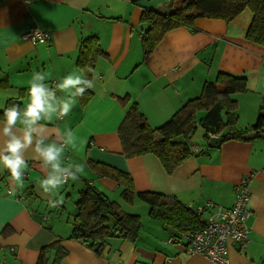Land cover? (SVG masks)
I'll use <instances>...</instances> for the list:
<instances>
[{
	"label": "crops",
	"instance_id": "0c3cea01",
	"mask_svg": "<svg viewBox=\"0 0 264 264\" xmlns=\"http://www.w3.org/2000/svg\"><path fill=\"white\" fill-rule=\"evenodd\" d=\"M158 1L0 0V148L12 136L23 143L27 133L32 140L20 152L27 164L22 187L12 183L10 173L0 164V264H36L40 248L57 239L66 255L56 264H217L199 253L184 252V245L181 249L169 244L160 222L149 219L147 206L136 198L129 204L134 209L123 206L121 183L106 175L111 170L123 171L134 179L136 191L172 195L195 207L206 228L219 208H231L239 184L247 178L250 214L245 224L249 232L241 245L226 236L228 264H264L263 139L230 140L219 148H206L207 144L195 141L200 142L195 145L199 153L189 154L170 172L151 153L129 157L122 151L118 127L132 102L151 128L159 127L184 103L198 97L205 83L215 82L219 72L247 80L244 92L230 96L237 106V129L249 128L260 114L264 47L245 37L252 12L245 9L231 22L198 18L192 30L182 27L165 33L144 60L140 17L143 8H158ZM33 25L50 33L46 44L21 39ZM89 35L98 37L104 51L92 68L91 98L83 103L80 96L75 97L74 107L63 118L58 119L57 112L51 113L50 121L42 116L34 124L22 123L34 73L45 75L50 87L70 74L84 77L77 65L78 48L79 41ZM55 94L59 99L69 98L68 92L59 89ZM14 104L20 106V115L10 135H5L4 111ZM203 114L200 109L196 112L197 122ZM69 130L76 146L69 145L61 153V167L83 164L85 171L77 181L64 184L57 196H50L39 184L51 172V165L43 166L35 145L39 141L43 149L54 141L59 146ZM202 134L205 139L203 130ZM160 136L153 134L156 141ZM174 140L186 143L188 149L194 142H186L183 136ZM85 184L108 200L109 194H116L111 201L122 212L138 215L148 223L135 243L112 237L94 251L71 238L76 201ZM11 188H16L14 195H9ZM56 199L62 202L51 207L49 201ZM50 255L52 264L54 252Z\"/></svg>",
	"mask_w": 264,
	"mask_h": 264
},
{
	"label": "trees",
	"instance_id": "16d2710c",
	"mask_svg": "<svg viewBox=\"0 0 264 264\" xmlns=\"http://www.w3.org/2000/svg\"><path fill=\"white\" fill-rule=\"evenodd\" d=\"M177 1L179 2L175 3ZM245 9L252 12V20L245 37L258 47H264V0H171L158 8H143L140 17L143 30L141 41L143 58L146 60L149 57L167 32L182 27L192 30L198 18L231 22ZM78 54L77 65L83 71L84 78L90 80L96 60L104 56L98 37L89 35L82 38L79 41ZM246 89L245 77L219 72L215 82L205 83L198 97L188 100L169 120L156 128H151L147 124L136 103L132 102L118 127L123 153L129 157L151 153L157 156L165 169L170 172L189 154L192 155L186 143L177 142L174 138L177 136L186 138L199 124L205 128L206 142L217 134L223 138V142L248 141L242 139L244 134L264 132V97L256 121L249 128L238 130L235 112L237 106L230 96L244 92ZM91 95L90 90L87 89L84 95L80 96L82 102H87ZM199 109L203 110L204 114L197 122L195 115ZM155 132L161 135L160 141L153 138ZM190 146L195 147L194 144ZM206 147L210 148L208 145ZM111 171L106 175L121 183L122 199L128 204L133 203L135 198L145 203L149 219L160 222L163 233L169 238V244L180 245L181 249H183L181 245H184L186 252V245L190 242L186 237L193 239V235L206 229L202 216L196 214V210L175 196L153 191H136L133 180L128 174L120 170ZM75 211L71 238L80 240L94 251H98L112 237L134 243L139 237L138 233L142 227L141 218L135 214L122 212L115 202L109 201L91 185L85 184L80 189ZM246 241L247 239L236 240L235 245H241ZM60 242L61 240L57 239L41 247L36 264H49L51 252H54L52 264L65 257L66 251L60 246Z\"/></svg>",
	"mask_w": 264,
	"mask_h": 264
},
{
	"label": "clouds",
	"instance_id": "9594fccd",
	"mask_svg": "<svg viewBox=\"0 0 264 264\" xmlns=\"http://www.w3.org/2000/svg\"><path fill=\"white\" fill-rule=\"evenodd\" d=\"M45 75L37 72L33 74L28 89L29 102L23 109L24 120L22 123L34 124L43 117L46 120H51V113H57L58 119L69 114L75 104V97L83 96L87 89L94 87L91 80L85 79L83 75L74 76L70 74L65 76L62 82L56 83L54 86H49L45 83ZM41 81L43 83H37ZM83 84V87H77ZM59 89L62 92H68V99H59L55 94V90ZM75 89V91H73ZM55 101V103L53 102ZM20 106L12 105L4 111L3 131L5 135H10V130L17 124L18 116L20 115ZM67 139L57 146L56 142H50L47 148H40V142L35 145V152L38 158L42 161L43 166L51 165V172H48L46 178L40 181L39 187L43 193L50 196H57L59 189L69 180L75 182L80 178L85 171L83 164H73L61 167V153L65 152L67 146L75 147V139L71 130L67 132ZM32 144L29 134L23 136L21 140L12 136L7 140L3 147L0 148V164L8 170L11 176L12 183L16 187H22L24 172L27 168L25 158H22L20 152L22 149H27ZM7 152L8 155L3 153ZM16 188H11L9 195H14ZM62 201L56 199L50 200L51 207L58 206Z\"/></svg>",
	"mask_w": 264,
	"mask_h": 264
},
{
	"label": "built area",
	"instance_id": "2783aa9c",
	"mask_svg": "<svg viewBox=\"0 0 264 264\" xmlns=\"http://www.w3.org/2000/svg\"><path fill=\"white\" fill-rule=\"evenodd\" d=\"M21 38L29 39L33 43L46 44L50 39V34L33 25L30 31L24 33ZM190 151L192 154H196L199 153L200 149L195 146L191 147ZM248 183L249 180L243 178L238 186L237 198H235L231 208H226V210L219 208L217 211L219 214L217 216L213 215L211 224L204 231L193 235V239L186 237V240L190 241L186 245V250L192 253H199L213 263L228 264V250L225 244L226 236L232 237L235 241H241L246 239L245 237L249 232L245 224L250 214L248 194L246 193ZM198 211L201 212L202 208H199ZM224 255L227 257H224Z\"/></svg>",
	"mask_w": 264,
	"mask_h": 264
},
{
	"label": "rangeland",
	"instance_id": "374dc122",
	"mask_svg": "<svg viewBox=\"0 0 264 264\" xmlns=\"http://www.w3.org/2000/svg\"><path fill=\"white\" fill-rule=\"evenodd\" d=\"M166 2V0H160V1H158V4H159V6H155V7H160V6H162L164 3ZM179 1H177V2H175V3H178ZM49 33V32H48ZM50 34V33H49ZM22 39V38H21ZM50 40V39H49ZM104 91H105V89H103ZM200 126H198V128H193L190 132H189V134L187 135V140H186V142H188V140H190V139H193V144L194 145H200L198 142H195V141H201V143H203L204 145H206L207 144V142H205V139H204V137H203V134H202V130L203 131H205V128L203 127V125H201V124H199ZM235 129V127L233 128V130ZM199 131V134H196V135H194V132L195 131ZM232 131V130H231ZM261 139V138H260ZM197 143V144H196ZM207 148V147H206ZM132 179V178H131ZM133 181H134V179H133ZM120 195H121V192H120ZM109 196H110V199H109V201H111V199H114L117 195L116 194H114V193H111V194H109ZM120 199H122V196H121V198ZM138 200V199H137ZM122 202V204H123V206H126V207H128V208H130L131 210L132 209H134V208H132L129 204H127L124 200L123 201H121ZM138 202H140V204H143V205H145V206H147L145 203H143V202H141V201H139L138 200ZM69 204H70V202H69ZM136 206V205H135ZM212 206H213V208L214 209H216L217 208V206H215V205H213L212 204ZM191 208H195V207H193V206H191ZM217 210V209H216ZM196 214H198L199 215V213L198 212H196ZM149 222V221H148ZM141 223H142V227H141V230H140V232L141 233H144V228L145 227H147V225H148V223L146 222V221H141ZM220 235V234H219ZM219 235H217V236H219ZM228 256V255H227ZM211 263H213L211 260H209Z\"/></svg>",
	"mask_w": 264,
	"mask_h": 264
},
{
	"label": "water",
	"instance_id": "95a60500",
	"mask_svg": "<svg viewBox=\"0 0 264 264\" xmlns=\"http://www.w3.org/2000/svg\"><path fill=\"white\" fill-rule=\"evenodd\" d=\"M257 137L264 140V132H261L259 134L255 133V132H250V133L244 134L242 136V139L243 140H249V139L253 140V139L257 138ZM222 143H223V138L222 137L212 136V137L209 138V140L207 142V145L210 148H219ZM81 231L83 232V229H81Z\"/></svg>",
	"mask_w": 264,
	"mask_h": 264
}]
</instances>
